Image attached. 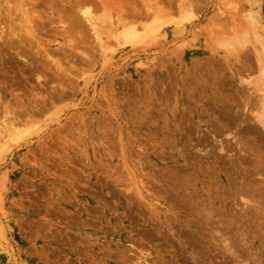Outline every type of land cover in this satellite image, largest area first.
Listing matches in <instances>:
<instances>
[{"label":"rangeland","instance_id":"374dc122","mask_svg":"<svg viewBox=\"0 0 264 264\" xmlns=\"http://www.w3.org/2000/svg\"><path fill=\"white\" fill-rule=\"evenodd\" d=\"M0 123V264H264V0H0Z\"/></svg>","mask_w":264,"mask_h":264},{"label":"bare ground","instance_id":"6f19581e","mask_svg":"<svg viewBox=\"0 0 264 264\" xmlns=\"http://www.w3.org/2000/svg\"><path fill=\"white\" fill-rule=\"evenodd\" d=\"M90 15V14H89ZM88 15V16H89ZM90 17V16H89ZM86 19H87V17H86ZM91 18H89V20H90ZM92 21V20H91ZM3 123V122H2ZM2 123H0V134L2 133V131H4V130H6L5 128H3V126L1 125ZM1 128H3V129H1ZM1 139H4V136H2L1 137Z\"/></svg>","mask_w":264,"mask_h":264}]
</instances>
